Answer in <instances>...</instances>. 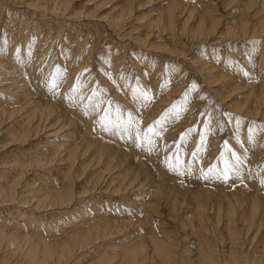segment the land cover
I'll return each instance as SVG.
<instances>
[{"label":"rangeland","instance_id":"374dc122","mask_svg":"<svg viewBox=\"0 0 264 264\" xmlns=\"http://www.w3.org/2000/svg\"><path fill=\"white\" fill-rule=\"evenodd\" d=\"M126 262L264 264V0H0V264Z\"/></svg>","mask_w":264,"mask_h":264},{"label":"bare ground","instance_id":"6f19581e","mask_svg":"<svg viewBox=\"0 0 264 264\" xmlns=\"http://www.w3.org/2000/svg\"><path fill=\"white\" fill-rule=\"evenodd\" d=\"M130 10V9H129ZM125 11H127V10H125ZM202 29H203V26H202ZM25 137V136H24ZM21 139H22V137H21ZM26 139V138H25ZM13 191H14V187L12 188V191L10 190V194L9 195H12L13 194ZM60 192V191H59ZM57 193V192H56ZM70 193L71 192H69L68 191V193L66 192V193H57L56 195H54V197H53V200L49 203V204H47V205H56V206H60V205H62V204H65L66 202H69L68 200L70 199L69 197H70ZM6 194V193H5ZM72 194V193H71ZM8 195V194H7ZM4 196V195H3ZM7 198V197H6ZM47 199V198H46ZM10 200V199H9ZM43 204V203H42ZM43 206V205H42ZM2 233V232H1ZM5 237V236H4ZM15 237V236H14ZM92 237L91 236H89V237H86V239L83 241V242H81V244L82 245H84V246H86V242H87V244H88V242L90 241V239H91ZM15 239V238H14ZM9 240V239H8ZM14 241H16V240H14ZM158 243V242H157ZM70 244V243H69ZM81 245V246H82ZM160 247V246H159ZM68 249L70 250V251H73L74 249H73V247H72V244L71 245H69L68 246ZM162 250V249H161ZM161 250H158V252H160L162 255H163V252L161 251ZM32 253V252H31ZM136 254H137V250H134V249H132V250H127L126 252H122V256H123V259H124V261H129V260H134L135 261V259H136ZM107 261V260H106ZM127 263V262H126ZM128 264V263H127Z\"/></svg>","mask_w":264,"mask_h":264},{"label":"snow or ice","instance_id":"6c2138e0","mask_svg":"<svg viewBox=\"0 0 264 264\" xmlns=\"http://www.w3.org/2000/svg\"><path fill=\"white\" fill-rule=\"evenodd\" d=\"M193 87H195V85H193ZM228 169H227V167H226V169H225V172H224V179H228Z\"/></svg>","mask_w":264,"mask_h":264}]
</instances>
